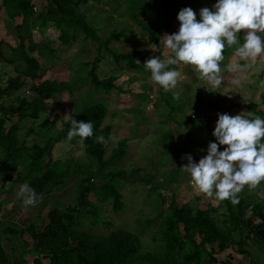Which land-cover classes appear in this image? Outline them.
Returning a JSON list of instances; mask_svg holds the SVG:
<instances>
[{
	"label": "trees",
	"instance_id": "1",
	"mask_svg": "<svg viewBox=\"0 0 264 264\" xmlns=\"http://www.w3.org/2000/svg\"><path fill=\"white\" fill-rule=\"evenodd\" d=\"M108 1L120 3V0ZM171 1L125 0L126 12L138 27L147 31L154 42L158 43L162 28H170L178 16L177 5ZM87 2L88 0H47L41 9L33 0H2L1 3L12 20L22 16V22L14 25L18 38L16 45L0 40V61L13 65L15 71V75L7 80L0 75V180H11L14 178L13 173L17 172L18 181L29 184L42 199L37 203L38 216L30 218L31 221L22 228L8 225L1 229L0 264H45L46 261L47 264H216L219 262L217 253L231 245L238 246L240 253H247L246 246L251 235L255 240L264 242V199L257 192L249 194L243 190L237 194L239 203L236 205L224 200L219 207L212 205L203 209L189 204L178 206L175 200H171L168 213L160 226L161 236L165 240L160 250H144L140 236L126 228L98 234L82 228L86 212L96 216L100 214L92 208L95 207L90 199L92 191L99 197V201L111 200L117 213L125 206L124 195L114 180L126 177L127 172H103L112 161L121 160L128 153L127 140L122 139L113 148L111 157H106L112 130V125L103 126L107 115L106 104L90 101L71 115L77 121L93 123L94 134L85 139L83 144L89 156L96 160V170L85 168L74 157L67 159L53 154L58 142L64 140L74 145L80 140L79 137L67 140L69 120L64 129L51 136L44 145L36 142L27 144L29 134L55 127L61 117L58 112L53 118H46L38 126H32L27 133L19 134V130L20 122L26 119L36 121L43 112L51 110L46 99L55 98L64 91L74 96V92L81 87L76 80H42L45 70L39 56L47 60L54 58L57 51L51 45L49 37L44 35L50 26L60 30L59 41L62 45L76 41L78 32L81 31L86 38L98 41V51L105 48L118 65L124 62L129 70L143 67L141 60H146L147 57L140 48L127 52L110 48L114 39L126 35L125 30H113L106 39L99 36L88 21L86 12L79 9ZM203 2L211 9L217 0ZM183 4L186 7L185 1ZM142 15L148 19H144ZM103 57L98 53L92 61H84V65L89 66L91 86L95 90L109 92L118 88L115 83L117 75L100 76L99 62ZM137 60L140 64L136 63ZM27 83H30L29 91L36 95L19 96L15 103L10 101L5 104L10 95L27 88ZM250 110L253 116L258 115L264 119V110L259 105L250 106ZM201 114L198 107L193 108V113L189 115V125L199 123L202 120ZM100 135L108 141L106 145L95 142V138ZM190 138L191 135L188 136L189 140ZM186 144L188 141L185 146ZM134 172L138 170L135 169ZM78 173L85 177L78 182L76 202L66 204L62 199L52 201L53 193ZM98 173L104 178L99 187H95V182L90 180ZM168 185H163V188H169ZM162 197L164 202L167 197ZM49 200L50 206L47 203ZM45 205L48 206V211L42 215ZM36 218L42 223L37 224ZM30 255L34 256L32 263L28 260Z\"/></svg>",
	"mask_w": 264,
	"mask_h": 264
},
{
	"label": "rangeland",
	"instance_id": "2",
	"mask_svg": "<svg viewBox=\"0 0 264 264\" xmlns=\"http://www.w3.org/2000/svg\"><path fill=\"white\" fill-rule=\"evenodd\" d=\"M184 1L186 7H190L196 12L197 19H199L201 8H209L203 0H172L171 2L177 5L178 13L181 9L186 8L183 4ZM79 9L86 12L91 26L103 39H106L113 30L126 31L125 36L111 42V49L127 52L140 48L147 57L146 60L158 56L161 59L173 56L171 50L165 46L163 36L178 31L180 25L177 18L172 22L171 29L163 28L158 43H155L147 31L138 27L132 21L126 12L125 0H120L119 4L109 3L108 0L101 2L88 0ZM142 17L148 19L145 15H142ZM162 20L165 21L164 18ZM14 23L9 17H6L4 23L0 24V39L6 40L12 46L18 43ZM52 27V32H48V37L52 41L51 45L57 48V51L54 58H48L47 60L39 56L45 70L42 80L46 78L58 81L76 80L81 84L79 90L74 92V96H71L68 91H64L55 98L46 99L53 110L61 115L58 126H55L58 129L54 135L61 131L60 128L64 129L68 121L64 115L70 114L71 117L72 113L75 110H80L85 103L99 101L107 106V115L103 126L112 125L106 157H111L113 148L117 146L120 140L126 139L128 145L127 155L121 160L112 161L103 171L109 174L120 170L127 172L126 177H118L114 180L124 195V208L118 213L115 212L111 200L99 201V197L95 196V192L92 191L90 199L95 203V207H91L100 214L96 216L86 212L83 217L82 228L97 234L108 233L118 228H126L140 236L144 250H160L165 241L161 236L160 226L164 216L168 213L171 200H175L178 206L189 204L192 207L203 209L212 205L219 207L220 203L222 205V201L220 202L200 193L193 186L189 174L183 172L180 168L188 162L185 158L186 155H191L193 160L198 163L203 156L207 155L209 142H216L215 137L212 135L218 119L216 113L221 114L222 112L224 114L228 111L227 108L225 109V103H222L224 98L220 94V88H213L206 80L198 78L193 66L181 63L182 71L181 68L176 69L181 73L176 89L166 92L150 80L151 74L145 70L143 65L142 68L137 70H129L124 62L118 65L105 48L100 52L98 51L100 45L98 41L86 38L81 31L78 32L76 41L62 45L59 41L60 30L56 29L55 26ZM6 50L9 52L8 48ZM98 53L104 56L99 62L100 69L98 72L100 76L117 75L115 83L118 88H114L109 92L95 90L91 86L88 76L89 66L84 65V61H92ZM35 55H38V53H35ZM224 56L227 57L228 55L224 54ZM146 60H141V64H144ZM231 62L232 60L229 63ZM221 65H224V61ZM188 66L191 68L188 69ZM0 67V75L4 80L15 75V72L8 74L13 72V69L1 63V61ZM241 74L242 71L237 72V74L230 72L223 74L225 86L222 90L230 89L231 92H235V88L239 90L240 84H233L232 81L236 79L235 76L237 75L240 78ZM190 78H194V83L187 82ZM226 85L229 88L225 89ZM29 87L30 83L27 88H22L17 93L19 95H36V93L29 91ZM173 92H179L178 100L173 99ZM214 99H216L215 102L219 107L215 106ZM197 107L203 112L201 114L202 120L195 126H190L189 115L193 108ZM244 107L243 112L248 113L249 107ZM213 108L215 111L211 110ZM46 113L50 118L53 117L52 114H49L52 113L51 111ZM44 115L45 113H42L36 121L26 119L28 121H22V124L27 126L34 123V126H38L46 119L43 117ZM21 128L22 133L28 132V126H22ZM48 130H37V134L28 135L26 138L27 144L38 140L41 137L38 136L40 132H44V138H47L51 133H46ZM189 135H191L190 140L188 139ZM40 140L45 141L47 139ZM186 141H188V144L185 146ZM223 147L220 146L221 151ZM62 151H65L67 159L75 158L76 162L84 165L85 168L97 169L96 160L89 156L83 143L81 144L78 141L72 145L67 141L61 142L55 145L53 154L56 155L57 153L60 156ZM135 169L138 172L135 173ZM84 177L83 174L78 173L68 179L67 183L53 193L52 201L53 199H62L66 204L76 202L78 196L77 185ZM103 178L98 173L90 181L95 182V187H99ZM167 184H169V188H163V185ZM11 185H15L14 181L11 182ZM263 186L264 181L255 189L250 190L245 186L243 191L249 194L261 192V196L264 197ZM19 187L20 185L17 186L18 190ZM9 188H6L5 191L11 193ZM161 195L167 197L164 202ZM8 200H11V198ZM17 200L14 209L5 208L7 211L3 210L5 218L1 219L6 220L5 227L16 225V227L22 228L25 223L33 219L32 217L38 216V205L27 207L29 210L26 213H19L21 210L20 205H23V203L22 199L18 198ZM47 203L50 206V200ZM44 207L45 209L41 211L42 215H45L48 211V206L45 205ZM36 221L37 224L42 223L38 218H36ZM0 224H2V221ZM25 236L29 238L28 234ZM252 253L251 258L255 264H264L263 251L256 253L257 256L255 252L252 251ZM33 259L34 256H28L30 263L33 262ZM45 264H47V261Z\"/></svg>",
	"mask_w": 264,
	"mask_h": 264
},
{
	"label": "clouds",
	"instance_id": "3",
	"mask_svg": "<svg viewBox=\"0 0 264 264\" xmlns=\"http://www.w3.org/2000/svg\"><path fill=\"white\" fill-rule=\"evenodd\" d=\"M179 29L165 34L164 44L173 53L172 57L160 56L147 59L143 66L150 72V80L164 91L176 89L181 73L174 67L178 64L193 66L199 78L206 80L213 88L223 83V72H241L250 68L257 59L264 56V0H217L212 9L207 7L197 14L190 7L179 11ZM241 36L243 43L240 42ZM235 46V56L242 61L231 62L221 67L224 52ZM136 63L140 64L137 60ZM239 84V79H233ZM173 99H179V92H173ZM217 114L218 119L212 135L216 142H209L207 155L195 162L186 155L187 164L181 170L189 174L193 186L209 198L239 203L238 195L245 186L255 189L264 181V119L247 116ZM70 121L67 140L79 137L82 144L93 136L91 121H77L70 114L64 115ZM96 143L106 145L103 135L95 138ZM220 146H224L220 150ZM23 206L39 203L41 197L29 184L20 185L17 193Z\"/></svg>",
	"mask_w": 264,
	"mask_h": 264
},
{
	"label": "crops",
	"instance_id": "4",
	"mask_svg": "<svg viewBox=\"0 0 264 264\" xmlns=\"http://www.w3.org/2000/svg\"><path fill=\"white\" fill-rule=\"evenodd\" d=\"M33 1L36 3V5H37V7L39 9H41L47 2V0H33ZM1 3H2V0H0V24L4 23L6 17H9L7 12H6V10L4 9V7L1 6ZM9 19L12 20L10 17H9ZM13 21L15 22L14 25L20 24L22 22V16H17L15 18V20H12V22ZM51 28H53V27L50 26L46 30L47 34H46V32H44V35L46 34L45 36H49L48 34L52 32ZM163 28L171 29L172 27H170V28L163 27ZM163 28H162V30H163ZM36 31L38 32V28H37ZM36 35L38 36V33ZM261 35L264 36V34H261ZM240 42L241 43L243 42L242 36H241ZM224 54H226L228 56L225 57L224 65H221L222 68H225V66L229 64L230 60H232V62H239L241 65L246 63V61L239 60L235 56V46H233V48L226 49V52H224ZM1 63L6 64L7 66H9V68L13 69V72L8 73V74H13L15 72L13 65L8 64V63H6L4 61H1ZM173 67L175 68V70L181 68V71H182V69H183V67H181L180 64L175 65ZM189 68H191V67L188 66V69ZM0 72H1V67H0ZM227 73H228L227 71H224L222 74H227ZM235 74H237V73H235ZM197 76L199 78L198 73H197ZM235 77H236V79H239V81H240V83H239L240 84V89L239 90H238V88H235L236 91L235 92H231L230 89H227L229 87L226 85L227 87L225 89H227V90L223 91L222 89L225 86L224 81L221 84V86L219 87L220 88V94L224 98L222 103L223 104L225 103L224 104L225 105V109L227 108V110H228L227 114L233 115V116L237 115V114H240V113L243 112V110L245 108L244 106H248L249 107V112H251L250 106H252L254 104L259 105V108L264 110V56L259 57L257 59V61L254 64H252V66L250 68L244 69L242 71V74H241L240 78H238L239 77L238 75L235 76ZM193 79L194 78H190L187 82L194 83ZM185 84H189V83H185ZM19 96L21 97V96H25V95H19V93H14V94H12V95H10L8 97L6 104L9 103L10 101H11V103H15V101L17 100V98ZM226 96H227L228 100L226 99ZM216 98L218 99V97H216ZM215 101H216V99L213 100V102H215ZM215 106L219 107L217 102H215ZM206 109H207V107H206ZM211 110L213 111L214 108L211 109ZM49 111L52 112V113H49V114H52V116H54V114L56 113V111L53 110L52 107H51V110H49ZM46 112H43V113H45V115L43 117L44 118H50L48 116V113H46ZM191 114H192V112H191ZM221 114H222V112H221ZM216 115H217V113H216ZM244 115L247 116V113H244ZM24 121L27 122L28 120H24ZM33 124L34 123H31V125H27L28 128L30 129L32 126H34ZM58 124H59V121L56 123L55 126H58ZM20 126L21 127L22 126L27 127L26 125H23L22 122H20ZM29 129H28V131H29ZM57 129H58V127H56V128L53 127L51 129H49L46 133H48V132H51V133H50V135L47 138H44V136H45L44 132H40L38 136L39 137L41 136V137L38 140H36V141H33L31 143L29 142L30 143L29 145H32L35 142L39 143L41 145H44L51 136H54V134L57 131ZM62 129L63 128H60L59 130H62ZM21 133H22V128L19 130V134H21ZM33 133H36V132H33ZM29 135H31V134H29ZM40 139H47V140L43 141V140H40ZM61 142H64V140L58 142L57 144H59ZM65 154H66L65 151H62L60 156L57 155V153H56V156L61 157V158H63L62 156H64L66 158ZM0 156H1V149H0ZM13 175H14V178H12L11 180H8L6 182H4L3 180L2 181L0 180V204L2 206V210H4L5 208L6 209L7 208L14 209V205H17L16 204V201H18L17 200L18 199L17 193L19 191L17 189V186L18 185H22V184H21V182L18 181V173L17 172L13 173ZM12 181H14L15 185H11L10 186ZM8 187H10L9 190L11 191V193H8V192L5 191L6 188H8ZM262 188H264V186ZM258 196L264 199V197L261 196V192L258 193ZM10 198H11V200H8ZM35 206H37V204ZM28 207H30V206H28ZM6 209L4 211H7ZM20 209L21 210L19 211V213H23V212L26 213L29 210V208H25L23 205H20ZM3 217L5 218V216H3ZM1 221H2L3 225L0 224V232L2 231L1 229L5 228L4 224L6 223V220L3 221V219L0 218V222ZM246 248L248 250L247 253H240L238 251V246L231 245L230 247L226 248L225 250L217 253V257H218L219 262L216 263V264H222L224 262H230L231 264H255L253 262V259L251 258V255H253L252 251L255 252L256 256L258 255L256 253H258L259 251H263L264 252V242L263 241H259V240H255L253 238V235H251L250 238H249L248 246H246Z\"/></svg>",
	"mask_w": 264,
	"mask_h": 264
},
{
	"label": "built area",
	"instance_id": "5",
	"mask_svg": "<svg viewBox=\"0 0 264 264\" xmlns=\"http://www.w3.org/2000/svg\"><path fill=\"white\" fill-rule=\"evenodd\" d=\"M192 113H193V111H192ZM4 216V213H3V211H1L0 212V218H2Z\"/></svg>",
	"mask_w": 264,
	"mask_h": 264
}]
</instances>
